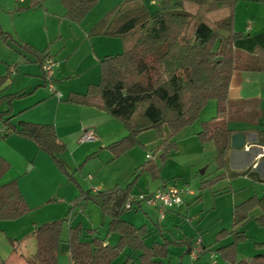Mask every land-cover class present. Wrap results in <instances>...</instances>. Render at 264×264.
Returning <instances> with one entry per match:
<instances>
[{"label": "trees", "instance_id": "trees-1", "mask_svg": "<svg viewBox=\"0 0 264 264\" xmlns=\"http://www.w3.org/2000/svg\"><path fill=\"white\" fill-rule=\"evenodd\" d=\"M97 2L61 0L64 16L74 23H79ZM236 3L237 0H155L154 3L152 0H122L88 31L89 36L119 38L122 51L104 55L99 61V81L89 85L84 93H69L65 101L95 107L123 124L125 136L107 145L114 158L139 145L138 136L143 131L154 129L162 140L125 186L85 194V198L108 215L107 232L117 233L119 238L116 244H109L94 228L85 231L81 224L69 225L65 242L70 264H112L126 247L131 252L125 254L121 264H163L168 244L178 242L165 239L148 243L150 234L146 226H136L122 217L124 205L141 172H149L156 179L160 168L157 158L163 160L176 148V135L199 118L209 100H215L216 112L201 122L197 135L201 142L214 143L213 162L216 169L223 172L211 181H202L201 187L224 177L249 174L250 169L228 168L230 138L237 131L229 127V122L242 121L254 126L250 128L257 132V143L264 146V128H258L259 120L264 119V110L256 99L229 101L228 87L234 70L264 71V50L257 47L253 52H244L234 46V41L241 37L234 30ZM149 4H155L154 12L150 11ZM9 36L0 28L4 41H8ZM17 44L34 54L40 67L46 59L52 58L47 49L39 50L29 43ZM9 74L8 69L0 75V119L3 126L10 129L2 131L1 135L14 133L31 139L72 180V173L59 158L65 145L58 139L52 124L12 122L15 116L12 102L25 93L2 94ZM8 169L9 163L0 156V179ZM255 208L260 210L255 220L264 226V193L254 194L233 206L231 230H222L217 236L219 239L227 232L231 236L227 244L213 250L201 241L194 247L189 239H182L180 242L186 243L185 253L192 249H196L198 256L213 252L224 264H264V251L255 253L250 261L235 258V246L246 237L240 226ZM29 211L17 178L0 182V221L20 218ZM62 223L63 220H53L36 225V248L32 257L20 253L10 239L13 248L3 264H57ZM263 246L264 242L256 243L257 249H264ZM132 253L137 254L136 261Z\"/></svg>", "mask_w": 264, "mask_h": 264}, {"label": "rangeland", "instance_id": "rangeland-1", "mask_svg": "<svg viewBox=\"0 0 264 264\" xmlns=\"http://www.w3.org/2000/svg\"><path fill=\"white\" fill-rule=\"evenodd\" d=\"M19 1L20 0H0V28L10 34L8 41H4L0 37V75L5 74L9 65H12L13 61L16 59L19 61L20 65L27 62L24 55L31 54L22 50L17 44L19 38L14 28H18L21 33L24 32L28 35L33 34L31 30L37 35L40 34L41 37L45 34L44 22L40 16L42 6L39 3L33 4L32 0H22L23 2L21 3ZM48 2H50L49 4L56 10V4H59V0H48ZM35 6H37V8H35ZM148 6L150 11L154 12L156 10L154 5L149 4ZM37 9H40V11L38 12ZM253 22L257 25H264V0H237L235 5L234 30L238 33H240V31L245 32V27ZM56 23H58L57 20ZM241 38L242 37L239 39ZM39 42L42 43L44 41L40 40ZM56 45L57 44L53 42L51 45L49 44L53 52L56 51ZM257 47L260 46H256L254 50ZM21 67H23V65L20 66V68ZM88 76H79V78H75L73 82H79ZM24 77L23 71L16 74L10 73V77L7 81L10 85L8 87L7 85L5 86L7 91L18 90L17 88L21 86ZM2 107L4 108L5 106L3 105ZM215 112L216 102L215 100H209L204 114H200L196 121L183 128L176 135V148L171 150L163 160L157 158L158 154L155 156L160 167L156 179L153 178L149 172H141L140 178L137 179L138 182L133 185L132 192L135 193L151 192L155 190L159 184L164 182L168 183V185H176L179 188L191 190L194 194L190 195L185 192L182 194L183 204L178 212L172 214L170 212L167 213V211L163 220H159L155 209L146 205H143L138 210H135L134 207L125 209L122 213V217L125 220L134 222L135 224L146 223V228L151 231L147 238L148 243L153 241L161 242L164 239L178 242H170L168 244V254L167 257L163 259V264H180L182 262L183 264H204L205 261L209 260L210 253H208V255H201L195 262L196 259L193 260L192 258L191 260L189 253H185L186 243L180 241L184 238L192 239L194 243L203 240L207 245H210L213 250H216L219 246L229 242L231 238L227 232L220 235L219 239L217 238L222 230H231L232 209H230V200L236 203L240 202L239 200L248 196L245 194L253 188H256V190L260 192V189L258 190V188H260L259 183H249L240 176L236 178L224 177L212 183L211 186L216 185L215 188H218L224 184L219 182L232 179L233 183L230 185L227 184V186H230L231 189L233 185L234 189L226 193L218 191L216 193L219 194L218 196L214 194V188L210 189V186L201 187L202 181H211L214 177L223 172V170H217L213 162V157L216 153L214 143L212 141L201 142L198 135L194 134V132L196 133L200 129L198 126L201 125L200 119L202 115L210 117L211 114H215ZM5 130L6 129L3 127L2 131ZM138 139L140 141L139 145L121 158L110 162H108L107 155L111 152L107 153L105 150L101 151L99 149H97L96 155L88 159H86V155L83 151H81V153L84 155L77 152L71 156L72 153H69L70 159L65 158L63 154L61 156L59 155L61 161L63 160L64 162H62V164H65L64 167L66 170L72 173L73 179L71 180L52 160L58 171H60V174L66 179V183H51L52 185L49 183H37L41 182V180L47 182L46 179L51 181V178L44 174L41 178L37 176L31 178L32 175H35V172L33 173L34 170L31 174L28 173L31 164L25 163V165H23V162L14 154V151L7 152V156L14 164V167L11 162L3 156L9 163V168L11 166V170L9 173H7V171V174L5 173L6 175L4 174L5 176L0 179V182H3L7 177L16 179L24 174L26 176L21 180V183H26L30 192L32 187L36 190L47 189L54 192L49 202L40 204L34 207V209H31L32 211H29L31 213L30 216H21L16 224H11L12 228L6 225L2 226L4 229L6 228L8 234H11L10 236H12L11 238L13 241L15 240L14 238H17L18 241H14L16 249L18 250L17 243L20 242L19 239L23 238L25 242L28 243L24 255L28 257L33 256L35 252V241L28 235L29 229L26 227L33 221L32 216H39L47 211V209L50 214L52 209L56 212L53 213V215L58 214L55 220H63L61 235L62 232L64 233V230H67L68 222L65 219H67L66 217L70 209L74 208L75 211H73L72 216L70 217L69 215V217L72 219L74 218L73 222L75 224H81L85 231L95 226L97 227V233L107 236L110 241L113 236L117 239L118 235L116 233L107 232L106 225L109 218L108 215L92 200L85 198V194L89 191H96L93 189L95 187H99L100 190H107L116 185L125 186L133 179L134 172L139 164L141 165L150 158V155L152 156L153 150H155L162 140L158 137L154 129L141 132ZM178 147L179 150H177ZM65 150L67 154V149ZM132 159L137 162L135 166L131 165ZM32 179H34L36 183H32ZM199 193H201V198L196 201L195 197ZM215 197H218V205H224V208L217 206L218 210H215ZM37 199L38 198H36V200ZM253 211L254 210L250 212L243 226L246 237L235 246L236 259L245 258L249 260L257 250V241H264V226L259 225L255 217L252 218ZM9 241L8 239V243ZM2 244H4V242H0V257L2 256L0 258V264H3L6 258L4 256L5 246ZM10 246L13 248L12 245ZM8 248H10L9 245ZM10 251L11 249L8 250L7 254H9ZM128 251L129 248H124L112 264H121ZM58 257H60L59 254L57 256V264L59 263ZM133 257L137 258V255L134 253ZM62 259L59 258L60 264H69V261L64 259V257ZM223 263V260L218 255L216 264Z\"/></svg>", "mask_w": 264, "mask_h": 264}, {"label": "crops", "instance_id": "crops-1", "mask_svg": "<svg viewBox=\"0 0 264 264\" xmlns=\"http://www.w3.org/2000/svg\"><path fill=\"white\" fill-rule=\"evenodd\" d=\"M121 1L122 0H98V2L94 5V7L86 14V16L79 23H74L64 16L65 9L61 3V0H59V4L56 2L57 3L56 10L55 8H52L48 0H43V1L32 0L33 4L39 3L42 6L41 11L40 9L37 10L38 12L39 11L41 12L40 16L44 22L45 34H43V36L41 37L40 34L39 35L35 34L33 30H31L33 33L32 35H28L24 32H22L23 33L22 34L20 30H18V28H14L19 38V43H29L30 45H32L33 47L39 50L47 49L46 50L47 53L52 55V59L55 61V68H56L54 69V83L56 90L61 95V98L58 99L56 96L49 93L45 85L42 75V70L40 64L37 61V57L34 54L24 55L26 57L27 62H24L22 64L23 65V67H21L22 70L20 68V66L22 65H20L17 59L13 61V64L9 65V67L7 68V71L9 69V72L12 74L20 73V71H23L25 77L24 80L22 81L21 86L17 88L18 90L15 89L8 91L5 87L2 93V94L25 93L24 96L15 98L12 102L11 105L12 112L15 115L14 118L12 119V122L23 120V121H30L37 123L52 124L55 128L58 139L64 143L65 149H67V154H66V150L64 149V151L60 153V156L63 154V156L67 159L68 158L70 159L69 153H72L71 154L72 156L77 152H79V154H82L81 151H83V153L86 155V159H88L89 155L92 153H95L94 155H96L97 149L101 151L105 150L107 153H109L111 151L107 148V145L121 139L126 134V130L123 124L119 120L107 114L106 112L101 111L95 107L85 106V105L75 104L65 101L69 93L71 92L84 93L89 85L95 84L99 81V76H100L99 61L104 55L114 54L121 51L122 49L121 42L120 39L117 37L88 35V31L92 28V26L106 12H108L111 8H113L116 4H118ZM19 2L21 3L23 1L20 0ZM35 8H37V6H35ZM56 20L58 23H56ZM240 33L242 34L241 36L242 38L241 39L238 38L234 41V46L236 48L244 52H253L256 46H260L264 50V25L263 26L260 24L257 25L255 22H253L252 24L249 23L245 27V32L240 31ZM40 40H43L44 42L41 43L39 42ZM52 42L54 44H57L55 52H53L51 50V46H49V44L51 45ZM79 76H88V77L83 78L79 82H73V80L75 78H79ZM6 85L8 87L10 84H8L7 82ZM240 99H256L260 107L264 110V71L234 70L232 72L228 87V100L234 101ZM207 106L208 103L202 109L200 114H204ZM213 115L214 114H211L210 117L202 115L200 119V124L202 121L208 120ZM3 127H4L3 122L0 119V156L2 157L4 156L5 158L8 159V161H10L9 157L7 156V152L14 151L15 153L14 152L13 153L19 158V160H21V162H23V165H25V163L31 164L28 173L31 174L33 170H34L33 173L35 172L34 173L35 175H32L31 178H34V176L41 178L43 174L51 178V181L49 179H46L47 182L41 180V182H37V183H49L50 185H52L51 183H66V179L60 174V171H58L56 165L53 163L52 158L48 153L39 150L36 144L34 143V141H32L27 137L20 136L14 133L8 134L7 137L2 136L1 132L3 130ZM229 127L231 129L237 130L236 132H242L243 134L246 135V146L243 149H233L231 147L229 148L227 152L228 168L230 170H236V171L250 169L248 175L240 176V177L246 179L249 183L260 184L259 185L260 188H258V190L260 189V192L257 191L256 188H253L251 191L245 194L248 196H245L244 198H242V200H239L241 202L244 199L254 194L260 196L264 193V146L257 143V139H258L257 132L254 128H250L254 126H251L246 122L234 121V122H229ZM258 128H264V119L259 120ZM5 129L7 130L9 128H5ZM87 129H93L96 132V139L93 141L81 142L80 137L82 133ZM194 134H197V132L196 133L194 132ZM132 149L123 153L121 156L117 158H114V155L111 152L109 155H107V159L109 160L108 162L121 158L122 156L130 152ZM177 150H179V147L177 148ZM131 163H132L131 165L133 166L137 164L136 160L133 159ZM11 164L14 167V164L12 162ZM10 170H11V166L7 173H9ZM25 176L26 175L24 174L21 177L19 176L17 178V183L22 195L24 196L27 205L30 207V210L34 209V207H37L40 204L49 202L52 199V195L54 192L47 189L36 190L33 189L32 187L30 192L28 190V186L26 185V183L24 184L21 183V180L24 179ZM9 179L11 178L10 177L5 178L3 182L8 181ZM32 183H36L34 179H32ZM219 183H224L222 186H220L221 188L220 187L215 188L216 185H212V186L210 185V189L211 188L215 189L214 194L216 196L219 195L216 194L218 191H223L222 193H226L234 189L233 185L231 189L230 186H227V184L230 185L233 183L232 179L225 180ZM167 185L168 183L165 182L161 183L159 184V186L155 188V190ZM93 189L100 190L99 187H95ZM130 194L136 195L138 193L132 192L131 190ZM191 194L194 193L192 192ZM36 198L38 199L36 200ZM200 198H201V193H199L195 197V200L197 201ZM217 199L218 197H215L214 199L215 200L214 208L216 211L218 210L217 206L224 208V205H218ZM230 202H231L230 209H233L234 205L240 203V202L238 203L232 202V200H230ZM182 204L172 207L167 213L169 212L172 214L177 213L178 210L182 207ZM134 209L138 210L139 208L135 207ZM73 211H75L74 208L70 209V212L66 217L67 218L66 220L68 222L67 229L69 225L70 226L76 225L73 222L74 218L73 219L70 218L72 216ZM50 212L51 214L47 209V211H45L39 216H35V217L32 216L33 221L30 223V225H28V227H26L27 229H29L28 235L31 236V238L34 239V229L36 225L43 223L45 221L55 220L57 218L58 214L53 215V213H56L53 209ZM252 213H253L252 218H254L260 213V210L258 208H255ZM30 214L31 213L29 212L25 215L30 216ZM19 220L20 218L14 220L0 221V242L1 243L4 242V244L2 245L5 246L4 249L5 257H7L12 251V248L10 246L11 244L10 241L8 243V239L9 240L10 239L13 240V239L11 238L12 236H10L11 234L7 233L6 228L4 229L2 226L6 225L7 227L12 228L11 224H16ZM108 221L109 218L107 220V224ZM131 223H133L136 226L145 225L147 227L146 223L143 224H135L134 222ZM243 226L244 223L240 226V230L242 231H244ZM93 228L97 229V227L95 226L92 227L91 229ZM66 231L64 230V233L62 232L61 235L62 241L60 242L58 247L57 256L58 254L60 255V257H58V262H59L58 264H60L59 258L62 259L63 257L64 259L69 261L70 264L69 249L67 243L65 242ZM150 233L151 231L149 230V234ZM97 234L100 238L104 239L105 242L109 244H116L119 238V235L117 233H116L118 235L117 239L116 237L113 236L111 241L108 239L107 236L101 235L99 233ZM14 239H15L14 241H18L17 238ZM189 240L192 242V244L195 247L196 243H194L192 239ZM19 241L20 242L17 243L18 251L24 254V251L27 248L28 243L25 242L23 238H20ZM257 242L260 243L264 241H257ZM201 243L204 246L206 247L208 246L211 249H213L210 245H207L203 240H201ZM8 245L10 248H8ZM35 248H36V243H35ZM10 249L11 251L9 252V254H7L8 250ZM262 251H264V249H257L254 252V254ZM130 252L131 249L129 248V251L126 254ZM208 253L209 252L201 253L198 256L197 260L200 258L201 255L204 254L208 255ZM133 254L134 253H132V258L133 260L136 261L137 258H134ZM252 257L253 256H251V258ZM251 258L249 260L245 258H241V259L250 261ZM217 259L218 258H216L215 264L217 263ZM197 260H195V262ZM209 260L205 261L204 264H209L210 262ZM180 264H183V262Z\"/></svg>", "mask_w": 264, "mask_h": 264}, {"label": "built area", "instance_id": "built-area-1", "mask_svg": "<svg viewBox=\"0 0 264 264\" xmlns=\"http://www.w3.org/2000/svg\"><path fill=\"white\" fill-rule=\"evenodd\" d=\"M154 2L155 0H152V3ZM54 69L55 61L52 58L46 59L41 65L43 79L49 93L60 99L61 95L56 90L54 83ZM5 131H9V129ZM95 139L96 132L93 129L85 130L80 137L81 142L93 141ZM184 192L190 194L192 193V191L187 188H179L176 185H167L153 192L138 193L136 195L130 194L127 197L124 208H140L143 205L153 207L157 211L159 220H163L167 211H169L172 207L181 205L183 203L182 194ZM190 257L191 259L193 258V260L198 258L196 249H192L190 251ZM216 258V254L211 252L209 264H215Z\"/></svg>", "mask_w": 264, "mask_h": 264}, {"label": "water", "instance_id": "water-1", "mask_svg": "<svg viewBox=\"0 0 264 264\" xmlns=\"http://www.w3.org/2000/svg\"><path fill=\"white\" fill-rule=\"evenodd\" d=\"M246 146V135L242 132H235L230 138V147L233 149H243Z\"/></svg>", "mask_w": 264, "mask_h": 264}]
</instances>
